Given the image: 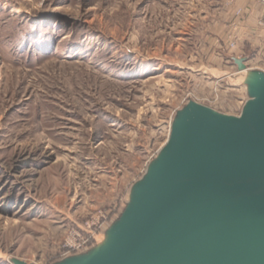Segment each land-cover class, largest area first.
Returning a JSON list of instances; mask_svg holds the SVG:
<instances>
[{
    "label": "rangeland",
    "instance_id": "1",
    "mask_svg": "<svg viewBox=\"0 0 264 264\" xmlns=\"http://www.w3.org/2000/svg\"><path fill=\"white\" fill-rule=\"evenodd\" d=\"M263 16L258 0H0V264L81 256L61 257L68 231L106 214L101 250L184 108L241 114Z\"/></svg>",
    "mask_w": 264,
    "mask_h": 264
},
{
    "label": "water",
    "instance_id": "2",
    "mask_svg": "<svg viewBox=\"0 0 264 264\" xmlns=\"http://www.w3.org/2000/svg\"><path fill=\"white\" fill-rule=\"evenodd\" d=\"M254 78L238 117L184 108L109 243L60 264H264V75Z\"/></svg>",
    "mask_w": 264,
    "mask_h": 264
},
{
    "label": "built area",
    "instance_id": "3",
    "mask_svg": "<svg viewBox=\"0 0 264 264\" xmlns=\"http://www.w3.org/2000/svg\"><path fill=\"white\" fill-rule=\"evenodd\" d=\"M264 6V0H258ZM259 37L264 38V16L261 17L256 26ZM108 216L101 214L92 216L85 221L82 228L77 230H69L64 243L62 245V258L71 257V255H84L89 249L91 241L96 238V235L102 229L103 222L107 221ZM103 223V224H102Z\"/></svg>",
    "mask_w": 264,
    "mask_h": 264
},
{
    "label": "bare ground",
    "instance_id": "4",
    "mask_svg": "<svg viewBox=\"0 0 264 264\" xmlns=\"http://www.w3.org/2000/svg\"><path fill=\"white\" fill-rule=\"evenodd\" d=\"M247 72H248V69L246 68V70H245V71L239 72V74H243V73L245 74V73H247ZM246 75H248V74H246ZM248 81H249V83H250V84H252V85H253V84H255V82H256V79L254 78V76H252V77H250V78H249V80H248ZM103 242H104V241H103ZM108 243H109V238H108V239H106V241H105V244H108Z\"/></svg>",
    "mask_w": 264,
    "mask_h": 264
},
{
    "label": "crops",
    "instance_id": "5",
    "mask_svg": "<svg viewBox=\"0 0 264 264\" xmlns=\"http://www.w3.org/2000/svg\"><path fill=\"white\" fill-rule=\"evenodd\" d=\"M237 58H243V57H241V56H237ZM245 58V57H244ZM247 60H251L250 62H252V60H254V59H247ZM250 62L248 63V65L250 64ZM248 65H246V66H248Z\"/></svg>",
    "mask_w": 264,
    "mask_h": 264
}]
</instances>
